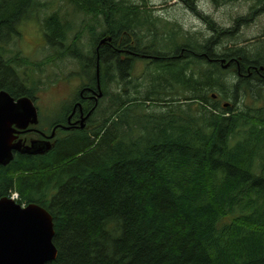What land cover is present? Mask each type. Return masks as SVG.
Masks as SVG:
<instances>
[{
    "label": "trees",
    "instance_id": "obj_1",
    "mask_svg": "<svg viewBox=\"0 0 264 264\" xmlns=\"http://www.w3.org/2000/svg\"><path fill=\"white\" fill-rule=\"evenodd\" d=\"M68 1L103 24L101 31L87 28L97 56L86 65L97 69L99 62L107 105L92 128L81 126L71 138L63 133L46 153L15 152L0 163V199L16 191L20 204H39L53 217L58 253L47 264H264V81L257 75L264 74V41L237 38L241 24L264 16V0H253L228 28L203 15L202 0H180L213 35L197 40L184 32L170 50L139 48V24L154 23L146 2ZM45 7L43 0H0V91L15 98L36 100L34 87L19 81L29 61L9 48L24 21L42 20L55 47L45 63L72 54L83 34L66 44L73 21L59 10L41 19ZM139 50L156 55L143 83L131 88L121 79L112 93L116 68L127 77ZM157 59L165 64L152 63ZM95 72H88L91 86Z\"/></svg>",
    "mask_w": 264,
    "mask_h": 264
},
{
    "label": "rangeland",
    "instance_id": "obj_2",
    "mask_svg": "<svg viewBox=\"0 0 264 264\" xmlns=\"http://www.w3.org/2000/svg\"><path fill=\"white\" fill-rule=\"evenodd\" d=\"M47 1L48 7L42 8L40 18L43 19L48 12H53L59 10L62 15H66L68 19L73 21L71 30L68 33V40L66 44H70L74 39V36L83 31L80 41L75 45L70 53L63 56L62 58L53 56V61L45 60L48 56H51L55 52V47L52 46L45 39V34L43 33L42 20L30 19L22 23L20 31L21 37L17 40L15 39L12 44H10V49H14V53L21 52V57L27 59L29 64H23L19 68V81L27 84L28 86L34 87L36 96V105L39 109V117H41L40 126L36 127L34 130H44L51 129V125L61 120V108L69 107L72 103V98L76 96L78 85L80 83H88L89 77L88 72L96 71V64L92 62L86 65L89 61L96 58L97 54L94 52V45L92 43L91 32L87 28L95 27L96 30L101 31L103 28L102 23H96L94 16L91 13H85L82 11H76V6L69 2L68 0H43ZM135 5L138 3L146 2L147 5L142 6L145 10L152 11L153 24L150 22L145 24H139L137 30L139 34L143 36V43L139 45L140 49H144L149 46H158L161 49L170 50L176 48V43H182L184 40V32H190L197 34V40H202L205 38H211L213 35L212 29L209 27L205 19L200 17L189 8H187L184 2L180 0H129ZM253 0H238L230 3H223L218 5L213 0H202L201 7L203 15L209 19H212L216 25L228 28L235 25V19L239 16L248 14L250 10L249 7L253 3ZM65 16V18H66ZM143 16V14H141ZM139 16L135 17L136 21ZM66 18V19H67ZM159 18V22H158ZM169 21L176 26H166L165 20ZM153 27L152 25H155ZM166 26V27H165ZM165 27V28H164ZM154 30V31H153ZM157 31V32H155ZM264 33V16H260L252 21L250 24H241L239 26V33L237 38L243 41L244 38H249L252 42L254 41H264L261 36ZM149 35V36H147ZM136 35H133L134 43H137ZM153 37V38H152ZM259 37V38H258ZM147 42V43H146ZM228 42L227 39L221 38L220 44ZM259 43V42H258ZM147 44V45H146ZM58 46V45H57ZM68 46V45H67ZM66 48L65 45L58 46V49ZM79 50V51H78ZM78 53L85 63V66L81 65L78 55H73ZM143 53V52H141ZM144 55L147 53H143ZM91 58V59H90ZM100 59V58H99ZM148 59H142L135 61V65L131 69V73L125 77V73L116 68L115 74L117 76V81L112 80L109 83L110 91L112 93L119 92L121 90V79L122 81L130 82L131 88L134 87L135 83H143L144 75L146 74L147 64L145 63ZM165 59H157L152 63H162L165 64ZM31 63H37L35 66ZM102 64V63H101ZM89 66V67H88ZM225 69L228 66H225ZM85 69V70H84ZM125 69H127L125 67ZM159 73L164 74L165 70L160 67ZM121 72H123L124 77L122 78ZM96 73V72H95ZM121 75V77H120ZM120 79V80H119ZM149 85V80L147 79L144 85ZM103 91L104 86H102ZM243 95L239 96V99ZM248 96L246 101H249ZM108 98H104L103 102L107 105ZM64 108L63 110H67ZM63 114V113H62ZM64 116V114H63ZM50 125V126H49ZM35 127V126H33ZM48 133V132H47ZM32 134V136L37 139V137H42L37 132L28 130L23 136ZM40 139V138H38ZM47 141H50L47 139Z\"/></svg>",
    "mask_w": 264,
    "mask_h": 264
},
{
    "label": "water",
    "instance_id": "obj_3",
    "mask_svg": "<svg viewBox=\"0 0 264 264\" xmlns=\"http://www.w3.org/2000/svg\"><path fill=\"white\" fill-rule=\"evenodd\" d=\"M98 88L101 96L100 81ZM38 124V109L31 97L16 99L8 91H0V163L11 162L13 151L39 154L52 147L50 141L32 138L26 142L20 137L21 133L32 130L30 125ZM54 234L53 217L45 207L36 203L23 207L10 197L0 199V264H47L53 261L58 253Z\"/></svg>",
    "mask_w": 264,
    "mask_h": 264
},
{
    "label": "flooded vegetation",
    "instance_id": "obj_4",
    "mask_svg": "<svg viewBox=\"0 0 264 264\" xmlns=\"http://www.w3.org/2000/svg\"><path fill=\"white\" fill-rule=\"evenodd\" d=\"M133 55L138 56L139 58L142 55L144 56V54L137 51L133 52ZM241 75L243 76V73ZM252 75L253 72L249 71L248 75L246 76ZM257 75L260 76V78H258V81L263 82L264 74L261 70H258ZM97 83L98 79L96 80L95 84H93V86L89 85L88 83H80L78 85L76 96L72 98V103H70L69 107L64 112V121H57L51 129H47L50 130L49 133H47L48 131L45 132L44 130H32L37 132L38 134L40 133L39 135L42 136L37 138H40V141H45L48 139L55 145L57 140L64 135L67 138H71L79 129V127L82 126V121L84 123L83 128L86 126L92 128V123L97 122V113L102 108L101 99L103 96L97 97ZM53 132H55V134L53 137H51ZM24 133H21L20 137L26 139V142H28L29 139L31 140L33 138L32 134H28L26 137L22 136ZM63 133L65 134L63 135ZM54 145L52 146L54 147Z\"/></svg>",
    "mask_w": 264,
    "mask_h": 264
}]
</instances>
